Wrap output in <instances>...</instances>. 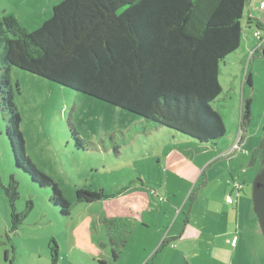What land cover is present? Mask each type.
Listing matches in <instances>:
<instances>
[{
  "label": "rangeland",
  "instance_id": "rangeland-1",
  "mask_svg": "<svg viewBox=\"0 0 264 264\" xmlns=\"http://www.w3.org/2000/svg\"><path fill=\"white\" fill-rule=\"evenodd\" d=\"M60 1L0 0V17L12 14L30 31L49 17L53 5ZM259 1L248 3L245 14L253 8L252 14L264 20V13L257 6ZM245 19L240 47L220 62L222 106L218 110L225 135L216 144L200 143L166 128L138 134L133 125L139 118L136 114L12 67L14 103L21 116L26 153L39 170L57 183L71 209L69 215L61 214L49 201L50 188L41 187L15 166L0 115V264L11 261V264H52L50 246L55 243L59 246V257L71 252L69 259H61L64 264L68 261L89 264L91 256L83 258L82 247L76 243L81 250L72 247L69 237L86 242L88 235H106L103 224L100 229L98 223L105 214L123 215L127 219L138 215L131 236L145 232L142 216L151 228L159 227L166 234L170 220L162 216L165 212L173 217L167 208L170 202L177 206L175 211L179 213L181 226L188 219L189 224H205L215 231L246 222L252 230L249 222L254 221L259 230L251 204V188L260 159L256 157L254 164L249 161L253 149L260 144L264 126V57L252 56L259 41L253 36L254 23L248 27ZM249 60L252 87L244 85ZM243 97L251 99L250 120L241 130L239 114ZM71 127L77 132L79 144ZM239 130L243 141L232 149ZM238 164L244 166L246 187L239 192L241 207L236 213L237 196L230 172ZM208 172L215 179L202 186ZM10 178L17 182L15 210L25 213L15 230L11 227L12 211L6 194ZM78 187L102 190L103 196L94 202H77ZM226 194L231 195L233 204L226 202ZM157 209H162V215L156 219ZM251 230L246 229L249 238H255L251 243L238 242L235 257L239 258V264H255L259 255L263 259L258 264L264 263L262 234L260 230L259 233ZM233 238L235 243L236 236ZM192 261L211 264L205 258V251L201 258Z\"/></svg>",
  "mask_w": 264,
  "mask_h": 264
},
{
  "label": "trees",
  "instance_id": "trees-1",
  "mask_svg": "<svg viewBox=\"0 0 264 264\" xmlns=\"http://www.w3.org/2000/svg\"><path fill=\"white\" fill-rule=\"evenodd\" d=\"M251 1L61 0L53 5L49 17L30 31L14 15L3 14L0 17V115L15 166L41 187L50 188L51 204L61 214H70L71 205L57 183L39 170L26 153L11 82L14 66L136 114L139 118L133 125L138 134L166 128L200 143L216 144L225 135L218 110L222 106L220 62L240 47L244 18L248 27L254 23L253 33L261 32L259 37L253 34L259 44L252 56L264 57V20L253 15L252 10L245 14ZM261 1L257 6L264 13L259 8ZM249 66L250 60L244 85L252 87ZM250 100L243 97L241 102V130L250 120ZM71 133L79 144L72 127ZM125 142L129 143L128 138ZM256 157L260 164L252 183L251 204L264 239V126L250 164H254ZM236 182L233 181V187L237 196L243 183ZM16 183L10 178L6 188L12 230L25 217V213L16 212L14 207L18 196ZM75 196L77 202H94L103 194L102 190L78 187ZM159 200L163 198L159 196ZM233 203L232 199L228 204ZM99 221L109 243L119 248L125 245L135 225L132 218L106 214ZM166 241L164 238L161 245ZM55 244L50 246L52 264L58 257ZM118 251L111 250L113 259ZM100 263L108 264L102 260Z\"/></svg>",
  "mask_w": 264,
  "mask_h": 264
},
{
  "label": "crops",
  "instance_id": "crops-1",
  "mask_svg": "<svg viewBox=\"0 0 264 264\" xmlns=\"http://www.w3.org/2000/svg\"><path fill=\"white\" fill-rule=\"evenodd\" d=\"M251 10L253 12V8ZM210 161L212 163L213 159ZM208 166H210V164H207V167ZM230 174L232 180L237 181L239 184L243 183V185H246L243 164L235 165L233 171H231ZM235 177H237V179ZM214 179L215 176L208 172L207 175H205L202 179V186H206ZM240 196V194L237 195L235 199V211H239V208L241 207ZM167 208H170L173 217L166 215V213L163 212L162 217L164 220H170L166 234L163 232V230H161V228L159 229V227H155L153 225L154 227L151 228V224L142 216L141 224L143 229H145V232L138 236H131V232L122 248L112 246L109 243L106 235H97V237L88 235L85 238L87 239L86 242H84V240H80L78 237H73V241V239L69 237L70 245H72V247H77L76 244L78 246L80 245V247H82V251H84L82 252V257L86 258L87 256H91V259L89 258L88 260L89 264H101V260L108 264H197L192 260L201 258L203 251H205V258H207L211 264H239V258L235 257L239 240H241L243 243L246 242L249 244L251 243L252 239H255L254 236L249 238L246 229H251L246 222H242V224L240 222H236L234 227L225 226L223 229L216 228L215 231L212 230L213 228H210L205 224L195 226L193 224H189L188 221H185L181 226L178 222L179 213H176L177 211H175L177 210V206L170 202L167 204ZM161 215L162 209H157L156 219ZM137 217L138 215L134 218L135 224L137 223ZM249 223L252 224L253 229L251 231L253 233L259 231L254 225V221H250ZM101 225L102 224L99 222V228ZM232 236H236L235 243L234 238L232 239ZM164 238H167L168 241L161 245V242ZM169 243H173L174 245L171 246ZM231 243L234 244L232 245ZM77 248L80 249L79 247ZM112 249L116 251L119 250L116 259H113L111 256ZM58 253L59 246H57V254ZM70 255L71 252L67 251V253L64 255V258L67 257L69 259ZM64 258L59 257L58 254L55 264H64L61 261V259ZM258 258L259 260H256L257 263L255 264L260 263V261L263 259L261 255H259ZM68 264L71 263L68 261Z\"/></svg>",
  "mask_w": 264,
  "mask_h": 264
},
{
  "label": "built area",
  "instance_id": "built-area-1",
  "mask_svg": "<svg viewBox=\"0 0 264 264\" xmlns=\"http://www.w3.org/2000/svg\"><path fill=\"white\" fill-rule=\"evenodd\" d=\"M259 8L264 10V0H262V1L260 2V4H259ZM253 34H254V36H256V37H259V36L261 35V32H260L259 30H256ZM240 136H241V134H240V130H239V132H238L237 135H236L235 141H234V143L232 144V149H235V148L239 147ZM237 186H238V185H237ZM226 202H227V203H232L231 195H227V196H226ZM173 245H174V244H171V246H173Z\"/></svg>",
  "mask_w": 264,
  "mask_h": 264
}]
</instances>
